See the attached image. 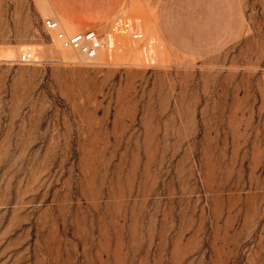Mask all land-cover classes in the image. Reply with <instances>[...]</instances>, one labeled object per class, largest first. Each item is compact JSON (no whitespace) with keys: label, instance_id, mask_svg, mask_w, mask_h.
I'll use <instances>...</instances> for the list:
<instances>
[{"label":"rangeland","instance_id":"obj_1","mask_svg":"<svg viewBox=\"0 0 264 264\" xmlns=\"http://www.w3.org/2000/svg\"><path fill=\"white\" fill-rule=\"evenodd\" d=\"M0 264H264V0H0Z\"/></svg>","mask_w":264,"mask_h":264},{"label":"built area","instance_id":"obj_2","mask_svg":"<svg viewBox=\"0 0 264 264\" xmlns=\"http://www.w3.org/2000/svg\"><path fill=\"white\" fill-rule=\"evenodd\" d=\"M44 26L47 30H54L56 23L51 20H46ZM60 37V35H59ZM65 46L81 49L88 61H91L97 54L98 49L101 46V41L93 31H87L84 33L74 34L64 39ZM21 63L30 62V58L27 54H23L20 58Z\"/></svg>","mask_w":264,"mask_h":264},{"label":"bare ground","instance_id":"obj_3","mask_svg":"<svg viewBox=\"0 0 264 264\" xmlns=\"http://www.w3.org/2000/svg\"><path fill=\"white\" fill-rule=\"evenodd\" d=\"M51 21H53V20H51ZM53 22H55L56 23V28L54 29V30H51V31H55L56 29H57V22L56 21H53ZM60 30V29H59ZM58 31V30H57ZM64 32L62 31V32H56V37H55V39H56V41H58V42H62L63 44H64V39L65 38H67L64 34H63ZM66 33V32H65ZM59 35H60V37H59ZM132 35V34H131ZM136 39V38H135ZM139 40V39H138ZM138 40H136V41H138ZM63 46V45H62ZM106 48V47H105ZM121 48V47H120ZM60 53H61V56L63 57V59L64 60H67V61H76V60H80L81 58H83L84 60H86V61H88L87 59H86V57H85V55L83 54V52L81 51V49H76V48H72V47H70V46H66V47H62L60 50ZM99 53V55L97 56V59L99 60H101L102 59V53L101 52H98ZM104 53V52H103ZM103 56H104V54H103ZM115 56V55H114ZM96 58V56L93 58V59H95ZM92 59V60H93ZM104 59V58H103ZM91 60V61H92ZM78 62V61H77ZM88 62H90V61H88Z\"/></svg>","mask_w":264,"mask_h":264},{"label":"crops","instance_id":"obj_4","mask_svg":"<svg viewBox=\"0 0 264 264\" xmlns=\"http://www.w3.org/2000/svg\"><path fill=\"white\" fill-rule=\"evenodd\" d=\"M46 3L48 5V7L51 9L48 1H46ZM51 11H52V9H51ZM54 16L60 22V25L62 26V28L64 30H66V31H69V32L79 31L83 27L81 22L78 21V20H76V21H68L66 19H62L61 17L57 16L56 14H54ZM109 47H113V46L111 44H109Z\"/></svg>","mask_w":264,"mask_h":264}]
</instances>
